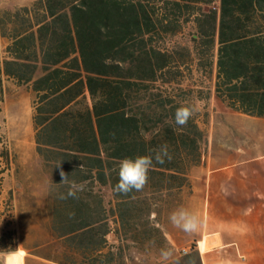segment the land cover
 Here are the masks:
<instances>
[{"label":"trees","instance_id":"obj_1","mask_svg":"<svg viewBox=\"0 0 264 264\" xmlns=\"http://www.w3.org/2000/svg\"><path fill=\"white\" fill-rule=\"evenodd\" d=\"M215 1L36 0L0 10L7 43L0 52V103L5 80L34 94L36 151L58 195L55 219L66 228L60 239L71 249L57 264H128L125 252L136 242L130 235L139 228L167 244L152 219V197L190 185V169L202 161L196 118L182 128L174 122L185 100L175 87L181 65L166 38L178 25L195 24L201 70L217 47L216 96L236 112L264 118V0L202 8ZM164 145L171 160L154 162L142 191H113L123 159ZM8 169L0 163V182ZM61 170L68 182L85 184L76 198H61L69 190ZM98 186L112 190L109 208ZM187 257L201 264L197 252Z\"/></svg>","mask_w":264,"mask_h":264},{"label":"rangeland","instance_id":"obj_2","mask_svg":"<svg viewBox=\"0 0 264 264\" xmlns=\"http://www.w3.org/2000/svg\"><path fill=\"white\" fill-rule=\"evenodd\" d=\"M33 1L36 0H0V10L15 9ZM218 7L219 0L202 8L207 11ZM195 34L193 22L178 25V31L167 36L166 48L173 54L172 60L181 65L177 78L180 85L175 87L182 92L175 93L181 92L184 105L197 101L202 104L201 111L194 117L203 132V138L198 140L203 152L208 149L211 124L226 122L229 111L215 92L217 47L205 58L206 69L201 70L193 41ZM6 44V40L0 38V52ZM33 114L34 94L30 87L5 80L4 99L0 103V163L4 167L9 164V169L0 182V264L6 263L7 253L18 251L26 253L25 264H57L71 253L67 243L60 239L66 228L55 219L54 202L58 195L36 151ZM189 178L190 185L184 189L152 197V202L157 204L152 219L159 223L163 233L173 238H166L167 244H162L160 235L151 230H133L130 236L136 242L125 252L128 264H198L195 258L187 257L194 252L192 232L184 231L170 220L173 212L186 210V199L193 193L194 167L190 169ZM96 190H102L109 208L112 190L100 186ZM110 225L114 226L112 219ZM13 259L23 264L22 255L17 254Z\"/></svg>","mask_w":264,"mask_h":264},{"label":"crops","instance_id":"obj_3","mask_svg":"<svg viewBox=\"0 0 264 264\" xmlns=\"http://www.w3.org/2000/svg\"><path fill=\"white\" fill-rule=\"evenodd\" d=\"M228 111L194 166L185 206L198 220L193 249L201 264H264V118Z\"/></svg>","mask_w":264,"mask_h":264},{"label":"clouds","instance_id":"obj_4","mask_svg":"<svg viewBox=\"0 0 264 264\" xmlns=\"http://www.w3.org/2000/svg\"><path fill=\"white\" fill-rule=\"evenodd\" d=\"M202 109L200 102L190 103L177 108L174 114V122L179 127H185L190 119L193 118ZM171 160V154L166 145L161 146L159 150L154 151L150 155H140L133 158H125L119 164L118 169V183L114 186L113 191L117 194L127 195L132 191H142L146 186L149 178V171L154 166V162L164 164ZM60 164L57 165L59 167ZM62 177L61 182L69 183V190L66 196L61 198H76L77 193L85 190V184H77L75 182H68L67 176L62 170L60 172ZM171 222L182 228L186 232H194L198 227V220L194 214L187 210L179 209L173 212L170 216ZM17 253H7V264H18L13 257Z\"/></svg>","mask_w":264,"mask_h":264},{"label":"built area","instance_id":"obj_5","mask_svg":"<svg viewBox=\"0 0 264 264\" xmlns=\"http://www.w3.org/2000/svg\"><path fill=\"white\" fill-rule=\"evenodd\" d=\"M184 253H185V251H184ZM3 264H6V263H3Z\"/></svg>","mask_w":264,"mask_h":264}]
</instances>
